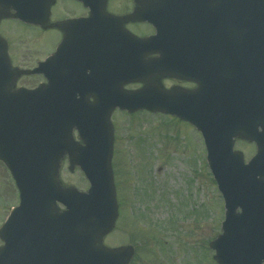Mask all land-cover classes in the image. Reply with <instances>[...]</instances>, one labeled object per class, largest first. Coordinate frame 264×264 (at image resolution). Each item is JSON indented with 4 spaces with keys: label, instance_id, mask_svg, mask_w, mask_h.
<instances>
[{
    "label": "water",
    "instance_id": "obj_1",
    "mask_svg": "<svg viewBox=\"0 0 264 264\" xmlns=\"http://www.w3.org/2000/svg\"><path fill=\"white\" fill-rule=\"evenodd\" d=\"M7 1L9 7L17 11L16 16L25 22L39 23V14H47L48 1L42 10L37 0ZM90 1L95 11L86 20V28L91 27L90 33L94 34L95 27H101L107 21L98 10L97 1ZM210 3L217 6L224 4L219 8V15H224L220 26L233 34L235 39H226L220 49L192 47V52L188 51L187 56L195 63L202 62L200 60L219 63L251 58L245 38L247 19L251 18V24L260 27L261 18L264 22V0L206 2ZM146 12L135 18L142 20ZM121 44L123 48L116 50V53L126 56L129 46L128 52L134 53L133 62H139L145 52L155 48L164 49L154 43L145 45L135 40H125ZM198 50L200 53L195 54ZM89 52L90 48L86 50L89 59L86 60L87 65L92 67V63H106L112 68V76L106 78L105 92L98 90V102L94 109H89L76 97L77 87L86 81V77L74 70L70 78L66 76L59 80L58 72L62 68H58L56 57L49 62L53 66L49 86L37 92L10 93L7 87L11 75L10 79L0 77V159L15 175L22 196L20 208L13 212L1 231V239L7 245L0 252V264H127L132 259L133 247L109 250L101 245L102 238L113 229L118 217L111 167L114 138L110 123V116L117 107L130 112L163 111L198 127L205 136L210 166L227 201L225 234L213 244L218 251L217 260L220 264H255L246 207L245 172L240 156L232 153L231 141L239 132L231 127L232 132L224 145V135L215 128L214 123L216 118L236 116L235 93L226 91L235 83H222L218 79L204 83L200 81V87L212 85L215 89L190 96V102H182L187 93L166 94L155 85L136 92H124L125 83L146 80L160 73L158 66L161 63L149 66L144 62L143 70L139 68L132 73L123 71V75H119L116 73L117 67L113 68L117 64L116 58L105 61L94 59ZM126 58L128 63H132L131 59L125 57L120 61L122 66L126 64ZM80 62L73 61V69H77ZM244 65L242 63L239 67ZM7 66L9 61L0 52V74L4 77L8 72ZM212 70L217 68H201L203 73H211ZM94 81L98 83L102 79H87L91 84ZM254 81L257 83L255 88L264 90V74L257 75ZM75 129L85 145L74 140ZM66 155L72 169L79 165L92 182L89 194L80 193L77 189H63L59 183L58 172L61 160ZM57 202L67 206V210L60 213ZM238 206L243 207V213L237 215Z\"/></svg>",
    "mask_w": 264,
    "mask_h": 264
},
{
    "label": "rangeland",
    "instance_id": "obj_2",
    "mask_svg": "<svg viewBox=\"0 0 264 264\" xmlns=\"http://www.w3.org/2000/svg\"><path fill=\"white\" fill-rule=\"evenodd\" d=\"M120 1L110 10H129L128 0ZM66 10L71 15L83 8L71 2ZM40 31L19 21L9 23L5 36L12 41L16 64L33 61L44 49L39 42L55 38L51 32L41 37ZM112 122L121 217L104 245H133L131 264H217L211 244L223 233L226 208L201 134L181 119L163 114L117 110ZM2 169L0 165V226L20 199L14 181ZM61 173L64 185L82 192L90 187L78 168L69 171L68 162Z\"/></svg>",
    "mask_w": 264,
    "mask_h": 264
},
{
    "label": "flooded vegetation",
    "instance_id": "obj_3",
    "mask_svg": "<svg viewBox=\"0 0 264 264\" xmlns=\"http://www.w3.org/2000/svg\"><path fill=\"white\" fill-rule=\"evenodd\" d=\"M125 1L126 4V0H123V2ZM75 3L76 7L80 6V3H76L74 1L71 0H57V2L55 3V5L51 8L50 12V20H49V24H47L46 26H33L34 28L38 29L39 31L44 30V32H37L39 34H41V37H45L49 32L53 33L55 38L52 41H49L48 43L46 42H39V44L41 43L42 48H44L41 52L42 55L40 54L39 56L35 57L33 59V61L27 62L26 64H20L17 63L16 64V59H17V54H13L12 52V48H11V39L10 36L8 37V40L6 38V31H7V26H9V23L11 22V20H6L5 18L0 21V37H2L4 40L7 41V47H8V53H9V57L12 61V67L17 68L20 67L23 70H28V69H35L37 68V65L39 62L45 61L46 59L49 58V56L53 53H55L57 51V49L59 48V46L61 45V43L65 40L66 38V33L65 30L60 29L59 27H57L59 22L62 21H66L69 18H76L79 17V15L82 12L81 17L85 16V11H79L76 13L79 14H75L74 12H69V13H74L71 15H67V10H66V6L69 5V3ZM120 0H116L114 1V4L118 3L120 4ZM129 3V8L127 9H131L133 10L134 8H136L137 4H136V0H128ZM153 1L149 2V5L151 7H153ZM74 6V5H73ZM82 6V5H81ZM89 12V11H88ZM88 12L86 11V13L88 14ZM125 29L129 30L130 32L134 33L135 35H137L140 38H144V37H149V36H154L157 33V29H155V27L153 25L150 24H140V23H133V24H125ZM86 32H81L80 34H77L79 36V38H73L71 39V47L72 50L70 52L71 55L76 56L80 61L85 63V60L87 59L86 56V48H87V43L86 42H82L80 47L77 49L73 44L78 45V41L80 40V38H84L86 39ZM38 37V35H37ZM73 37H75V35H73ZM39 39V37H38ZM42 39V38H40ZM39 39V41H40ZM36 81V82H34ZM165 84L167 85V87H185V88H194L195 85L193 83H186L184 81L181 80H177V79H166L164 80ZM40 84H47V77H45L44 74H39L38 76L35 75H28V76H21L19 77V79L17 80V82L12 86L13 90H17L18 87L20 88H27V89H35L36 87H38ZM90 103L94 102V98H91ZM249 124V126L251 128H253L252 130L248 131L247 133H244V136L241 137V139L239 140V143H241V153L244 155V160L245 163L250 162V160H252L256 155L257 152L259 151L260 147L262 149H264V146H262L263 142H262V128H261V121L256 117V116H252L250 118H248L246 124ZM246 134L248 135H252L253 137H257L258 141L256 140H249L246 138ZM256 139V138H254ZM4 246V244L2 242H0V249ZM264 264V263H263Z\"/></svg>",
    "mask_w": 264,
    "mask_h": 264
}]
</instances>
